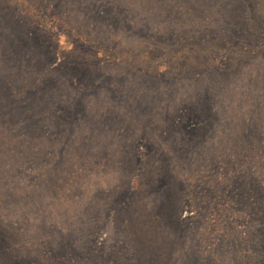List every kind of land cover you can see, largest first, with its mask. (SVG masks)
I'll use <instances>...</instances> for the list:
<instances>
[{
	"label": "rangeland",
	"instance_id": "obj_1",
	"mask_svg": "<svg viewBox=\"0 0 264 264\" xmlns=\"http://www.w3.org/2000/svg\"><path fill=\"white\" fill-rule=\"evenodd\" d=\"M22 1L0 264H264V0Z\"/></svg>",
	"mask_w": 264,
	"mask_h": 264
},
{
	"label": "trees",
	"instance_id": "obj_2",
	"mask_svg": "<svg viewBox=\"0 0 264 264\" xmlns=\"http://www.w3.org/2000/svg\"><path fill=\"white\" fill-rule=\"evenodd\" d=\"M12 1L17 2L18 4H20L21 6H23L25 9H28V11H32V14H34V15L37 14L36 11H34V9H31L32 7H30V5H25V4L23 3L22 0H12ZM42 19H43V18H42ZM263 47H264V39H263L262 41H260V43H259L258 45H256L254 48H255V50H260V49H262ZM216 49L219 50V51H223V50H224V49L219 48V47H217ZM224 53H227V54L233 55V56H235L236 58H237V57H238V58L242 57V56H238L239 53H238L237 50H225ZM206 161H207L208 163H211V162H212L210 158H207ZM190 179H192V177H190ZM192 180H193V179H192Z\"/></svg>",
	"mask_w": 264,
	"mask_h": 264
}]
</instances>
